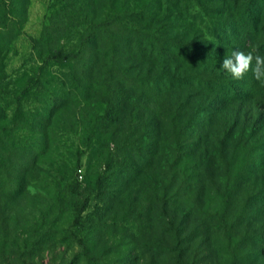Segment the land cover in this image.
I'll list each match as a JSON object with an SVG mask.
<instances>
[{"label": "rangeland", "instance_id": "obj_1", "mask_svg": "<svg viewBox=\"0 0 264 264\" xmlns=\"http://www.w3.org/2000/svg\"><path fill=\"white\" fill-rule=\"evenodd\" d=\"M222 10L220 0H0V264H228L234 252L264 264V82L231 79L237 100L216 113L207 107L221 94L206 82L157 102L135 89L141 69L207 77L233 50L263 55V37ZM152 15L154 50L135 61L123 30ZM183 50L201 58L187 63ZM177 109L183 138L224 124L231 147L245 128L261 168L231 196L218 181L185 182L160 214L155 173L187 145L167 136Z\"/></svg>", "mask_w": 264, "mask_h": 264}, {"label": "trees", "instance_id": "obj_2", "mask_svg": "<svg viewBox=\"0 0 264 264\" xmlns=\"http://www.w3.org/2000/svg\"><path fill=\"white\" fill-rule=\"evenodd\" d=\"M220 1L223 9L221 14L224 17V20L232 19V21H230L231 23L235 20L244 21L245 24L249 23L252 26L250 37H263V40L260 43V52L264 55V34H259V27L264 21V0ZM146 20L147 24L144 25V27L137 29L124 28V34L119 45L121 48L126 49L130 54V51H133L132 53L135 57L134 60H138L139 62L145 59L147 51L152 54L154 50L152 48V42L157 41L153 36L154 33L147 30L156 22L153 15L151 17H147ZM0 23L3 24V21ZM113 24V22H109L108 26ZM107 30L109 34L112 32L111 28ZM262 31L264 32V24ZM108 46L109 49L113 48L111 45ZM175 51L176 48L172 50V52ZM179 55L183 57L187 63L191 64L197 63V60L201 58V56L198 57V55H194L193 53L185 50L180 51ZM159 58L164 64H168L172 60L171 55H168V51L160 54ZM191 66L194 65H190V67ZM166 73L167 71H162L155 74L141 69L134 81L136 91H139L141 96H147L157 102L160 97L172 92L175 89L190 90L194 83H196L195 86L197 88H202L203 82H206L208 86H204V88H207V93L210 94L215 92L218 95L221 94L218 99L214 100V102L207 107L211 108V110L215 111V113L222 110L232 101L234 102L237 100L234 92L232 93V90L235 91V81H231L232 77L224 73V71L220 75L213 74L207 77L203 74H190L189 76L178 77L175 75L171 76ZM1 79H3V76H1L0 70V81ZM190 94H188V96ZM238 94H240V92H238ZM239 96H245V94L242 93ZM180 107L182 109V106ZM181 114L182 111L180 109H177L176 113L172 114L170 130L167 136L170 137L172 142L171 145L175 144L176 147L179 146V149H181V147L184 149L183 145L187 142L185 147L186 150L176 155H172V158L169 160L164 158V164L161 167L164 170H160L158 171L159 173H155V184L152 191L154 193V202L158 209L157 212H160V214H163L166 211L169 201L174 198L176 193L185 188V182L204 183L206 181H218L219 187H216V192H223L225 195L231 196L232 192H236L245 180H248L253 174L260 171L259 169L261 168L260 161L254 154L257 150L256 146L249 144L247 139L249 135L245 133V128L241 130V133L238 134L237 137H235L233 146L231 147L229 142L235 134L232 126L229 127V125L224 124L223 127L220 126L221 131L219 132L211 129L208 133L195 137L193 136L194 132L192 131L191 134H187V136H184L183 138L182 131L189 128L190 125L189 121L185 122L183 125L179 124ZM193 115L194 114L192 113L191 117ZM157 147V143H155V149ZM157 149L154 151V154L158 153L156 152ZM161 174L163 175L159 176ZM165 175L169 178L168 184L166 185L161 181ZM175 181H181L183 184H177L176 186L174 185ZM259 190L260 192L256 198L264 202V185L263 188H260ZM220 224H222V220ZM222 226H224V224H222ZM236 245L237 248L242 247L243 242L238 241ZM250 255L234 252L231 261H229L228 264H242L243 262L247 263L248 261L251 262L253 259H247L246 257H250Z\"/></svg>", "mask_w": 264, "mask_h": 264}, {"label": "clouds", "instance_id": "obj_3", "mask_svg": "<svg viewBox=\"0 0 264 264\" xmlns=\"http://www.w3.org/2000/svg\"><path fill=\"white\" fill-rule=\"evenodd\" d=\"M220 68L237 81L243 80L251 72L253 79L264 82V55L259 54L256 46H252L248 52L233 50L230 55L223 56Z\"/></svg>", "mask_w": 264, "mask_h": 264}]
</instances>
